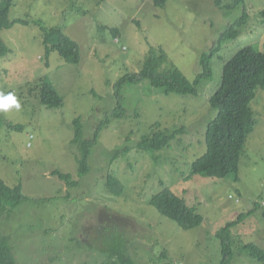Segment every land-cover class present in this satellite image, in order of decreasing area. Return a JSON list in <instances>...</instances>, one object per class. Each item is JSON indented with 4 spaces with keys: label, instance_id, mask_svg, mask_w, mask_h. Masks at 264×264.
<instances>
[{
    "label": "rangeland",
    "instance_id": "374dc122",
    "mask_svg": "<svg viewBox=\"0 0 264 264\" xmlns=\"http://www.w3.org/2000/svg\"><path fill=\"white\" fill-rule=\"evenodd\" d=\"M236 1L168 0L156 7L152 0H12L10 20L28 25L0 33L11 51L0 59V92H13L21 105L0 111V178L10 187L22 184L25 198L0 211V231L17 264H122L121 256L132 264H222L217 233L241 215L245 219L230 229V264H264L240 251L250 243L264 250V87L250 104L254 130L241 155L240 180H187L207 151V126L215 116L209 100L223 66L246 46L264 52V0ZM245 12L240 35L222 43L211 59L213 76L200 82L197 95H164L148 82L125 85V116L102 129L88 171L80 174L76 119L83 139H92L117 106L116 82L140 72L151 48L163 50L167 64L193 82L201 56L214 51ZM37 21L78 42L80 63L55 51L48 57ZM42 83L57 89L63 107L42 106ZM162 131L177 132L168 148H139L144 137ZM120 149L126 154L117 157ZM56 170L75 183L68 186ZM109 175L124 186L118 196L106 186ZM165 187L204 217L199 227L183 230L149 203Z\"/></svg>",
    "mask_w": 264,
    "mask_h": 264
},
{
    "label": "trees",
    "instance_id": "16d2710c",
    "mask_svg": "<svg viewBox=\"0 0 264 264\" xmlns=\"http://www.w3.org/2000/svg\"><path fill=\"white\" fill-rule=\"evenodd\" d=\"M156 7H164L168 0H152ZM239 0L236 1L238 3ZM12 0H0V33L5 29H11L16 24L28 25L26 20H10ZM264 16V11L262 13ZM248 17L246 12L243 17L237 19L220 35L218 45L214 51L204 53L199 61L201 70L195 80L190 82L188 78L173 65H169L167 55L163 50L151 48L150 55L138 73H128L116 82L115 97L117 106L109 114L105 121L97 126L92 139H83V125L81 119H76L75 140L81 144L80 174L85 175L88 171V161L91 151L98 141L102 129L110 124L113 118L124 117L126 110L123 106L121 91L125 85H136L143 82L155 88L164 95L177 94L180 96L197 95V87L204 79L213 76L211 59L220 49L222 43L235 39L240 35V29L245 25ZM36 25L43 35V44L46 47L47 56L51 52L59 55L70 64H79L81 61V47L78 42L70 38L61 28H47L41 21ZM115 38L119 31L111 29ZM118 40V39H116ZM10 49L0 36V59L10 53ZM264 87V52L255 46H246L240 49L224 66L220 87L210 97L209 104L215 112L214 118L209 122L206 131V153L198 158L191 167V173L187 180L201 175L209 178H227L233 176L239 181L241 155L244 151L246 140L254 130V119L250 108L255 99L256 90ZM39 101L42 106L53 109L64 106V100L57 89L48 83L38 86ZM9 127L21 130L20 125L9 124ZM177 137L176 131L154 132L146 136L139 144V148L145 151H161L168 148ZM125 150H117L116 156L125 155ZM54 176L71 186L73 176L54 171ZM106 186L111 193L118 194L122 191L121 182L114 175L107 177ZM25 198L22 184L15 187L8 186L0 178V211H5L11 205H17ZM163 216L175 221L183 230H191L199 227L204 222V217L196 210L188 206L186 200L176 195L170 187H165L160 193L153 196L149 202ZM245 215H241L237 221H232L217 233L222 241L223 261L222 264H230L233 259L232 239L230 229L241 222ZM240 251L248 252L251 257L264 263V250L256 244L250 243L240 247ZM122 264H132L130 258L121 256ZM0 264H17L8 237L0 231Z\"/></svg>",
    "mask_w": 264,
    "mask_h": 264
},
{
    "label": "clouds",
    "instance_id": "9594fccd",
    "mask_svg": "<svg viewBox=\"0 0 264 264\" xmlns=\"http://www.w3.org/2000/svg\"><path fill=\"white\" fill-rule=\"evenodd\" d=\"M21 107L17 96L13 92H0V111L7 112L11 109L19 110Z\"/></svg>",
    "mask_w": 264,
    "mask_h": 264
}]
</instances>
